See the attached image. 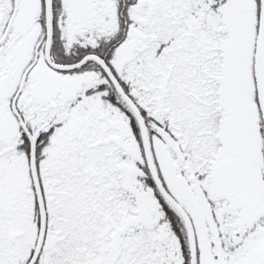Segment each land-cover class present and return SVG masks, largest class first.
Segmentation results:
<instances>
[{"label":"snow or ice","instance_id":"snow-or-ice-1","mask_svg":"<svg viewBox=\"0 0 264 264\" xmlns=\"http://www.w3.org/2000/svg\"><path fill=\"white\" fill-rule=\"evenodd\" d=\"M0 264H264V0H0Z\"/></svg>","mask_w":264,"mask_h":264}]
</instances>
